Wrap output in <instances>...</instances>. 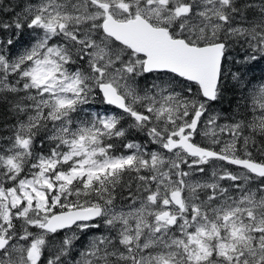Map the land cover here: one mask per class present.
Instances as JSON below:
<instances>
[{"label":"snow or ice","instance_id":"obj_1","mask_svg":"<svg viewBox=\"0 0 264 264\" xmlns=\"http://www.w3.org/2000/svg\"><path fill=\"white\" fill-rule=\"evenodd\" d=\"M16 7L0 264H264V0Z\"/></svg>","mask_w":264,"mask_h":264},{"label":"trees","instance_id":"obj_2","mask_svg":"<svg viewBox=\"0 0 264 264\" xmlns=\"http://www.w3.org/2000/svg\"><path fill=\"white\" fill-rule=\"evenodd\" d=\"M18 3V0H0V8H8L10 9L9 12L3 13V18L8 19L11 16V10L19 11V9L16 7ZM262 73H264V63H261L260 65L256 66L252 71L249 72V75H255L259 77ZM233 92L230 89V86L225 89L224 95L222 100L216 105V108L218 110H224L225 113L230 114L232 108H230V101L232 100ZM234 107V105H233ZM137 139H142V137H138ZM234 171H237L235 169V166H229ZM79 247V244L77 245Z\"/></svg>","mask_w":264,"mask_h":264},{"label":"rangeland","instance_id":"obj_3","mask_svg":"<svg viewBox=\"0 0 264 264\" xmlns=\"http://www.w3.org/2000/svg\"><path fill=\"white\" fill-rule=\"evenodd\" d=\"M93 110H95V106H94V109ZM138 138V137H137ZM198 140H199V138H198ZM138 142H144L143 141V137H142V139H138ZM217 163H219V162H217ZM211 171H212V167L211 166H208V175H210L211 174ZM238 171V170H237ZM201 178H203V177H201ZM222 183H224V184H228V183H230V182H227V181H224V182H222ZM63 235V233H61V236ZM80 247V246H79ZM79 247L77 246V249H79Z\"/></svg>","mask_w":264,"mask_h":264}]
</instances>
